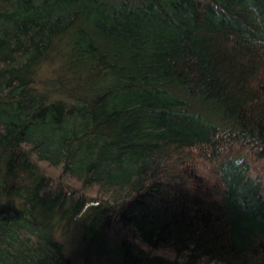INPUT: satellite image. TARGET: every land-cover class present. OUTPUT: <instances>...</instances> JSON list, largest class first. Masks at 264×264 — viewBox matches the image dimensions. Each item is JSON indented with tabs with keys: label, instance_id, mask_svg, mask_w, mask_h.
I'll return each instance as SVG.
<instances>
[{
	"label": "trees",
	"instance_id": "1",
	"mask_svg": "<svg viewBox=\"0 0 264 264\" xmlns=\"http://www.w3.org/2000/svg\"><path fill=\"white\" fill-rule=\"evenodd\" d=\"M0 264H264V0H0Z\"/></svg>",
	"mask_w": 264,
	"mask_h": 264
}]
</instances>
